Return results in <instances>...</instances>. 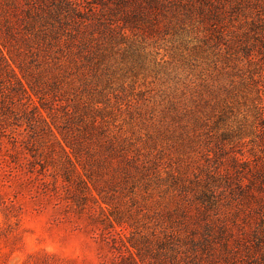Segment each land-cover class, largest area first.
I'll use <instances>...</instances> for the list:
<instances>
[{
  "label": "rangeland",
  "instance_id": "1",
  "mask_svg": "<svg viewBox=\"0 0 264 264\" xmlns=\"http://www.w3.org/2000/svg\"><path fill=\"white\" fill-rule=\"evenodd\" d=\"M214 2L225 10L218 25L223 36L212 34L207 22L172 19L134 53L130 41L108 47L102 78L94 72L87 87L77 85L57 102L71 104L81 125L103 117L142 153H151L165 185L158 189L151 172L141 176L139 207L155 211L169 200L178 208L182 197L173 200L172 191L164 192L173 178L187 186L193 205L209 183L217 185V201L230 205V190L213 174L221 171L237 183L245 178L235 159L264 163L258 138L264 119V0ZM43 137L40 128L0 114V264H124L129 256L104 238L97 206L90 202L83 209L71 200L59 156ZM117 195L115 202L123 198ZM166 228L185 235L179 220Z\"/></svg>",
  "mask_w": 264,
  "mask_h": 264
},
{
  "label": "trees",
  "instance_id": "2",
  "mask_svg": "<svg viewBox=\"0 0 264 264\" xmlns=\"http://www.w3.org/2000/svg\"><path fill=\"white\" fill-rule=\"evenodd\" d=\"M224 12L214 0H0V114L42 130L59 156L71 200L83 209L90 202L97 206L104 238L129 256L124 264H264L263 161L253 166L235 159L245 178L237 183L221 171L213 174L230 190V205L217 201V185L210 183L191 204L187 186L168 173L174 183L163 190L172 191L173 200L182 197L179 207L172 209L168 200L152 211L138 206L141 176L151 172L158 189L165 185L151 153H142L103 117L81 125L71 104H57L77 85L87 87L94 72L102 78L108 47L130 41L134 53L172 19L207 22L212 34L223 36L218 25ZM258 138L264 154V119ZM117 194L123 198L115 202ZM171 220L184 226L183 237L166 228Z\"/></svg>",
  "mask_w": 264,
  "mask_h": 264
}]
</instances>
